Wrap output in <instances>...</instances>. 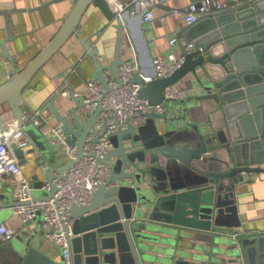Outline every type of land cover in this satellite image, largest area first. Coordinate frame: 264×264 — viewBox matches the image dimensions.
Returning <instances> with one entry per match:
<instances>
[{
    "label": "water",
    "instance_id": "water-1",
    "mask_svg": "<svg viewBox=\"0 0 264 264\" xmlns=\"http://www.w3.org/2000/svg\"><path fill=\"white\" fill-rule=\"evenodd\" d=\"M56 1L60 0L30 9H0L6 41L14 38L13 13ZM93 1L73 0L49 43L23 69L12 70L9 80L0 86V108L7 105L24 127L29 153L39 154L48 166L33 182L34 199L52 198L58 190L52 181L55 174L69 169L73 162L66 160L56 166L61 155L47 151L41 133L35 137L33 125L28 123L30 116L21 106L22 92L71 36L77 37L92 59L95 79L106 87L105 70L118 78L124 61L120 52L125 30L138 57L130 81L140 84L139 96L153 105L161 103L165 109L149 114L140 127L112 133L113 148L100 159L108 166L106 183L92 193L90 204H72L69 209L74 219L69 240L71 264H264V235L244 236L230 228L237 183L247 175L264 174V0H226L225 9L198 16L176 34L184 62L171 76L157 78L139 5L134 15L126 11L117 20L120 33L115 60L109 65L99 62L97 50L79 33V22ZM190 1L199 4L200 0ZM180 34L185 44L193 42L191 51L185 49ZM187 75L193 94L165 99L164 88ZM55 99L40 111L53 113L67 143L75 145L77 157H81L101 103L84 120L78 113L80 104L66 117L53 105ZM193 103L200 107L206 103L209 110L190 120L188 108ZM179 106L180 111L168 116ZM6 128L0 114V129ZM12 149L19 163H24L25 151L15 145ZM44 182L48 190L41 189ZM37 191L42 195H36ZM1 248L0 264H63L61 258L45 255L26 231Z\"/></svg>",
    "mask_w": 264,
    "mask_h": 264
},
{
    "label": "crops",
    "instance_id": "crops-1",
    "mask_svg": "<svg viewBox=\"0 0 264 264\" xmlns=\"http://www.w3.org/2000/svg\"><path fill=\"white\" fill-rule=\"evenodd\" d=\"M46 1L48 0H0V9H13V7L30 9ZM218 1L226 3V0ZM190 2V0H163V5L153 9L155 19L145 25L153 57L159 56L167 59L166 56L171 50L169 40L176 37L177 32L186 26L184 21L185 8L190 5ZM72 5L73 0H60L44 8L13 13L10 16V23L14 38L10 41H6L5 19L0 14V86L9 80V74L12 70L23 69L49 43V40L61 28L64 18L73 7ZM173 10H177L178 13H173ZM117 20V16L105 0H94L79 22L80 36L97 50V59L102 64L109 65L115 60L114 55L120 33ZM179 38L183 44L186 43L182 34L179 35ZM121 40L120 58H132L137 63V52L125 30L121 32ZM173 50L180 53L178 42L174 44ZM105 74L110 75L111 72L105 70ZM190 77V75L185 76L174 87L186 89L189 95H192L194 91L189 90ZM65 78L67 79V86L69 89H73L76 98L70 91L69 97L56 95L57 90L65 83ZM95 78L92 59L84 52L77 37L73 35L33 76L32 81L22 92L24 98L21 101V106L26 114L31 116L32 110L40 111L52 97L56 96L53 105L58 112L66 117L72 116V108L77 103L81 105L86 97V82ZM198 105L193 103L188 108L190 120L191 118L198 119L199 116L205 115L209 110L206 103L200 104L202 107ZM181 108L179 106L178 110H170L168 116L172 117ZM43 113L47 122L50 121L49 124L57 123L55 119L49 120L53 114L49 109ZM78 113L81 117L79 109ZM71 122L73 121L71 120ZM31 127L35 137H38L40 133L43 135V140L46 143L44 146L48 152L61 155L60 160L57 162L55 160L56 166L69 160L64 151L49 145L44 134L46 125L43 126L42 131L35 126ZM24 158L25 162L21 166L24 168L25 174L32 181H35L36 178L42 176L40 165L45 164L44 158L36 152L29 153L28 150L25 151ZM244 178L243 182L237 183L234 190L236 211L234 216L232 214L230 228L231 230L237 228L238 232L244 236L264 235V174L247 175ZM36 195L42 194L37 191ZM15 201L14 181L8 177L5 181L0 182V222H7L15 230L13 240L26 231L29 236L38 241L39 249L45 255L51 259L59 260L61 258L59 249L52 246L43 236L39 226V218L26 223L13 214L12 204ZM7 244L8 242H0V248H4Z\"/></svg>",
    "mask_w": 264,
    "mask_h": 264
},
{
    "label": "built area",
    "instance_id": "built-area-1",
    "mask_svg": "<svg viewBox=\"0 0 264 264\" xmlns=\"http://www.w3.org/2000/svg\"><path fill=\"white\" fill-rule=\"evenodd\" d=\"M105 1L117 19L126 11H130L131 15H134L135 9L139 5L142 21L145 24L155 19L153 9L163 5V0ZM232 1L238 2L239 0ZM228 5V2L222 3L218 0H202L199 4L190 2V5L185 8V24L191 25L197 21L198 16L225 9ZM173 13H178V11L173 10ZM178 41L176 37L169 40L171 50L166 56L167 59L159 56L154 58L155 78L171 76L184 62V56L173 50L174 44ZM193 48V42L187 43L185 46L187 51H191ZM135 66L137 65L132 58L124 59L118 68V78L111 74H104L107 88L96 79H90L86 82V97L79 109L81 118L85 120L96 108L98 102L101 103L102 110L86 136L81 157H77L78 148L67 143V135L59 123L49 124L50 121L47 122L43 111L32 110L28 123L41 131L46 125L44 134L49 145L64 151L69 160L73 162L69 169L55 174L52 181L57 185L58 190L52 198L46 200L34 199V181L25 174L24 168L12 149V145H15L24 151L28 150L29 140L23 131L24 127L18 125L17 120L6 105L0 108V114L7 127L5 130L0 129V182L5 181L8 177L14 181L16 202L21 203L13 206V214L26 223L39 218V226L43 236L52 246L59 249L63 264H71L69 240L73 238L71 231L74 219L70 218L69 209L72 204H90L92 193L98 186L106 183L108 166L100 162V159L113 148L110 139L112 133L127 127H140L146 122L149 114L165 111L161 103L153 105L146 98L139 96L140 84L137 85L130 81L134 76ZM69 91L76 98L73 89H69L67 86L66 79L65 83L57 90L56 95L69 97ZM163 92L165 99H183L189 95L186 89L176 86H167ZM53 117L52 114L49 120L52 121ZM40 166L41 172L48 168L46 164ZM41 189L48 190L49 185L44 182ZM14 237L15 230L7 222L1 221L0 242H11Z\"/></svg>",
    "mask_w": 264,
    "mask_h": 264
},
{
    "label": "rangeland",
    "instance_id": "rangeland-1",
    "mask_svg": "<svg viewBox=\"0 0 264 264\" xmlns=\"http://www.w3.org/2000/svg\"><path fill=\"white\" fill-rule=\"evenodd\" d=\"M43 190V189H42Z\"/></svg>",
    "mask_w": 264,
    "mask_h": 264
}]
</instances>
